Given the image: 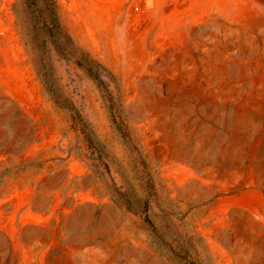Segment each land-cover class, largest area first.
<instances>
[{
	"label": "rangeland",
	"instance_id": "374dc122",
	"mask_svg": "<svg viewBox=\"0 0 264 264\" xmlns=\"http://www.w3.org/2000/svg\"><path fill=\"white\" fill-rule=\"evenodd\" d=\"M20 1L0 0V264H264V0H58L61 53Z\"/></svg>",
	"mask_w": 264,
	"mask_h": 264
},
{
	"label": "trees",
	"instance_id": "16d2710c",
	"mask_svg": "<svg viewBox=\"0 0 264 264\" xmlns=\"http://www.w3.org/2000/svg\"><path fill=\"white\" fill-rule=\"evenodd\" d=\"M19 3L24 6L27 15L34 21L37 36L40 38L43 35L48 36L58 52L61 53V49L57 45L59 40L65 39L74 42L62 23L58 8V0H21ZM23 16L26 15L18 12L19 20L23 19ZM21 34L23 38H25L24 30L21 31ZM41 47V44H39V50L36 53L37 58L34 59L35 69L39 79L51 99L56 103L65 102L68 99L60 90L58 77L55 75L54 68L49 60L44 57V52L40 49ZM85 66L84 68L88 75L98 83L100 89L104 90L105 84L103 77L105 75L112 77L113 73L103 63L96 59L89 58Z\"/></svg>",
	"mask_w": 264,
	"mask_h": 264
}]
</instances>
